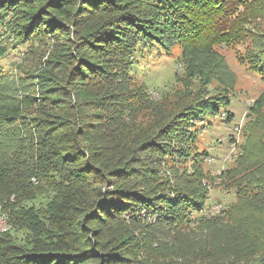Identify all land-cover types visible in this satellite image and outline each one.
I'll return each instance as SVG.
<instances>
[{"label":"rangeland","instance_id":"obj_1","mask_svg":"<svg viewBox=\"0 0 264 264\" xmlns=\"http://www.w3.org/2000/svg\"><path fill=\"white\" fill-rule=\"evenodd\" d=\"M56 3L58 6L52 7L53 0H19L6 7L8 15L0 22V48L4 51L0 53V97L15 102L18 99L20 122L21 118L28 121L30 116L48 118L46 122L60 120L65 124L77 120L74 127L82 122V126H77L84 133L81 143L87 147L94 144L96 155L93 156L98 158L93 159L87 151L84 154L72 151L71 155L78 156L72 167L85 171L92 187L106 194L104 200L110 198L105 208L100 201L101 204L93 208L91 218L85 217L88 226L100 231L102 238L92 231L81 232L78 228H70V231L82 233L84 241H88L86 235H92L94 248L120 257V262L111 264H151L153 260L148 255L152 253L147 247L158 245L156 240L150 242V237L155 236L149 226L157 216L152 214L154 208L143 206L138 211L142 221H135L132 212L116 210L112 202L115 194L135 190L136 196H143L144 188L134 183L141 178L140 173H144L140 180L146 182L150 177H157L156 181L164 183L158 185L161 189L179 184L204 187L208 196L201 213L209 214L215 206L219 212L235 200V189L230 188L226 171L234 167L243 153L248 140L246 129L257 117L250 112L251 106L264 91L261 75L250 69L249 63L241 57L245 58L247 51L253 55L264 53V18L245 24L248 32L239 42L215 46L224 55L232 73L218 70L209 82H204L198 75L190 76L182 62L177 61L182 55V46L177 41L171 48L144 43L131 56L121 52L131 65L125 74L120 73L123 67L114 57L117 53L108 51L102 52L105 58L96 57V60L107 64L113 72L98 73L85 65L81 71L75 69L74 65H80L77 51L92 53L89 46L81 44L89 39L84 37L87 31L102 25V19L138 9L144 2L65 0ZM42 4L45 6L40 8ZM43 8V13L34 19L28 15ZM13 19L14 24L8 26ZM20 25L29 29L22 36V42L14 35L15 30L23 29ZM35 31L38 34L32 36ZM224 95L231 104L222 114L201 116L199 111L203 106L194 110V105L197 107L200 103L221 102ZM51 96L62 98L59 103H51ZM64 103L65 106L58 108ZM71 105H76L80 120L77 112L70 110ZM230 112L233 118L229 121ZM176 123L183 125L185 131L175 130L172 137L161 131L164 125L169 124L172 129ZM180 133L183 141L178 137ZM149 140L158 141L157 145L147 148L143 144ZM126 145L133 150L122 152ZM110 151L115 155L108 157ZM87 154L89 157L84 158ZM107 157L108 163L104 161ZM120 198L121 195L115 198L117 205ZM36 202L45 203L47 198L39 196ZM108 211L113 212L108 214ZM116 214H120L118 219ZM65 216L82 218L83 214L70 212ZM107 240L108 247L101 246ZM75 245L76 251L82 250L79 242Z\"/></svg>","mask_w":264,"mask_h":264},{"label":"trees","instance_id":"obj_2","mask_svg":"<svg viewBox=\"0 0 264 264\" xmlns=\"http://www.w3.org/2000/svg\"><path fill=\"white\" fill-rule=\"evenodd\" d=\"M8 1H12L10 5L6 4ZM18 1L0 0V22L8 15L6 7ZM53 1L55 4L52 7L58 6L56 1L65 0ZM86 1L75 0L80 3ZM143 2L138 9L104 18L102 25L87 31L84 37L89 39L81 44L86 48L89 46L92 53L77 51L76 59L80 60V65H74L75 69L81 71L85 65L98 73L103 70L113 72L107 64L96 60V57L105 58L102 52L108 51L109 54L117 53L114 57L122 62L120 66L123 67L120 73L125 74L131 65L129 58L121 52L131 56L144 43L171 48L177 41L182 46V55L177 57V61L182 62L180 64L186 67L190 76L198 75L204 82H209L218 70L232 73L224 55L215 46L239 42L248 32L245 24L258 17L264 18V0ZM50 3L48 1V5ZM39 9L28 15L32 19L38 17L44 8ZM14 22L15 19L10 20L8 26L11 27ZM105 26H108L106 31L103 30ZM20 27L23 29L15 30L14 35L22 42V36L29 29L22 25ZM36 33L32 36H36ZM1 52H4L2 48ZM258 53L253 55L247 51L246 59H241L249 63L250 69L258 72L264 82V53ZM61 98L51 96V103H59ZM13 100L0 97V205L9 212L12 222V228L0 234V264L120 262L117 255L103 252L96 246L94 248L92 235H86L88 241H84L82 233L73 234L70 231L75 228L81 232L92 231L102 238L100 231L88 226L85 217L91 218L95 205L102 201L103 207L110 198L104 200L106 194L98 187H92L91 178L85 171L72 167L78 160L76 154L71 155L72 151L79 154L87 151L93 159L98 158L93 156L96 155L94 144L87 147L81 143L84 133L77 126H82V122L74 127L76 119L65 124L60 120L46 122L44 120L48 118L35 116H30L25 122L21 118L20 122L18 112L21 107L18 99L16 102ZM222 100L208 101L204 105L200 103L197 107L194 105V110L203 106L199 111L201 116L222 114L231 104L227 95ZM63 106L65 103L58 108ZM70 107L72 112H77L80 120L76 105ZM250 112L257 117L246 129L248 140L243 153L234 162V167L226 171L230 188L235 189L236 196L226 209L217 213H201L208 196L204 187L190 188L179 184L161 189L158 185L163 186L164 183L162 180L160 183L156 181L157 177H150L146 182L140 180L144 173H140V181L134 183L144 188L143 196H136L135 190L115 194V198L121 195L118 205V200L114 198L112 201L117 206L116 210L132 212L135 221H142L143 217L138 215V211L143 206L154 208L152 214L157 216L153 217L149 226L155 236L150 237V242L156 240L158 245L147 247L152 253L148 255L152 257L151 264H264V91L253 103ZM232 114H228L227 120L233 118ZM180 125L176 123L171 129L167 124L161 131L172 137L174 135L171 133L175 130L185 131ZM181 136L180 133L178 137L183 141ZM156 142L149 140L143 145L154 147ZM131 150L132 146L127 148L126 145L122 152ZM89 154L84 158H88ZM113 154L115 152L110 151L108 157ZM39 196H45L47 202L38 204ZM70 212L83 216H65ZM108 212L112 214L113 211ZM119 215H115L116 219ZM76 242H79L82 250L76 251ZM108 244L109 240L101 246L108 247Z\"/></svg>","mask_w":264,"mask_h":264},{"label":"built area","instance_id":"obj_3","mask_svg":"<svg viewBox=\"0 0 264 264\" xmlns=\"http://www.w3.org/2000/svg\"><path fill=\"white\" fill-rule=\"evenodd\" d=\"M210 212H218V206L213 207ZM3 226H12V222L9 212H2V208H0V234L3 233Z\"/></svg>","mask_w":264,"mask_h":264},{"label":"bare ground","instance_id":"obj_4","mask_svg":"<svg viewBox=\"0 0 264 264\" xmlns=\"http://www.w3.org/2000/svg\"><path fill=\"white\" fill-rule=\"evenodd\" d=\"M0 208H2V212H6L3 209V206L0 205ZM12 228V226H3V233H5L6 231H9Z\"/></svg>","mask_w":264,"mask_h":264}]
</instances>
